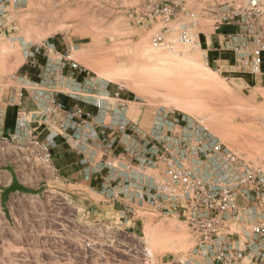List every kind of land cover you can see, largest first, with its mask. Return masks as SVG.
<instances>
[{"label":"rangeland","instance_id":"rangeland-1","mask_svg":"<svg viewBox=\"0 0 264 264\" xmlns=\"http://www.w3.org/2000/svg\"><path fill=\"white\" fill-rule=\"evenodd\" d=\"M147 1L28 0L22 9L0 16V104L37 93L30 99L35 113L23 117L25 131L0 137V264H192L189 231L178 219L145 214L142 223H123L98 193L100 186L92 191L86 183L79 188L64 180L55 156L73 136L72 143L91 149H85L87 156L97 152L93 161L98 163L93 168L84 163L79 170L112 184L113 177L152 174L149 161L156 151L184 132L210 133L248 161L264 162V78L221 71L197 45L202 33L214 32L206 12L210 4L239 6L249 0H159L180 8L177 17L169 22L153 17L144 24L137 10ZM184 30L189 43L181 41ZM36 48L53 52L27 58L25 52ZM150 55L172 61L169 72L156 70ZM208 67L217 74L210 80L203 77ZM117 73H128L132 84L105 81ZM117 92L131 97L129 112L93 106V99L112 101L109 95ZM56 99L66 112L56 107ZM76 108L91 114L83 130L77 128L85 117L75 114ZM120 120L133 127L112 149L116 155L135 153L121 159L129 169L117 170L106 143L109 128ZM29 123L46 133L34 138ZM61 125L69 137L53 138ZM47 132L46 149L41 143L47 142ZM68 153L72 161L78 157ZM202 171L210 174L208 168ZM131 184L137 190L143 183Z\"/></svg>","mask_w":264,"mask_h":264},{"label":"built area","instance_id":"built-area-1","mask_svg":"<svg viewBox=\"0 0 264 264\" xmlns=\"http://www.w3.org/2000/svg\"><path fill=\"white\" fill-rule=\"evenodd\" d=\"M27 3L28 0H0V16L10 8L22 9ZM140 6L137 12L141 19H145L144 24L153 17H162L169 22L177 17L180 9L159 0H149ZM206 12L215 22V31L224 26L236 28L233 34L227 36L225 50L235 54L241 73L260 74L264 54V0H249L239 6L214 3L208 6ZM181 41L190 42L187 30L182 31ZM197 45L200 46V43ZM51 48L54 49L53 46ZM51 52V49L42 51L36 48L26 51L25 55L27 58L38 57ZM68 65L77 68L75 63H64V68ZM93 102L99 111L110 109L109 101L95 98ZM56 107L60 111L67 110L60 102ZM75 114L85 117L77 128L83 130L88 125L86 118H91V114L82 109H77ZM132 127L129 121L120 120L109 128L111 133L107 135L110 142L106 143V152H109L113 169L131 167L130 164L124 165L121 159L132 156L135 151L128 149L127 155H116L112 148L120 135ZM66 132L65 125H61L59 132L54 131L51 136L54 134V138L60 134L68 138ZM105 133L106 130L102 131V134ZM74 139L73 136L71 141ZM75 144L79 145L77 151L82 152V164L90 163L89 160L97 155V152L90 151L87 156L85 149H91ZM48 147L49 144L46 149ZM156 153L155 158L149 161V169L153 173L144 174L142 179L129 178L128 174V178H111L115 182L112 184L108 183L110 178L101 176L102 185L98 193L119 213L120 220L126 224L142 223L145 214L178 219L189 231L193 248L187 261L192 264H264V162L248 161L207 132L199 136L184 132L179 139L170 137ZM202 167L208 168L210 174H205ZM91 176L93 174L86 175V180H90ZM134 180L143 183L141 189L131 188ZM91 234L98 236L95 230ZM14 258L20 262L17 255Z\"/></svg>","mask_w":264,"mask_h":264},{"label":"crops","instance_id":"crops-1","mask_svg":"<svg viewBox=\"0 0 264 264\" xmlns=\"http://www.w3.org/2000/svg\"><path fill=\"white\" fill-rule=\"evenodd\" d=\"M236 31L235 27L231 26H224L221 28L220 31H215L210 34L202 33L199 36V43L202 51L205 52L206 55V60L208 63H212L214 66H216L218 69L222 70H233L234 72L241 73V71L238 68L237 62H236V56L232 51L225 50V44L227 43V36L230 34H233ZM70 66V65H68ZM249 76H252L254 78H264V54H263V65L261 67V72L260 74L257 75H252L250 73H245ZM25 76L29 78V74L27 71L25 72ZM242 80V79H241ZM35 84L34 82H30ZM32 90V89H31ZM26 94V93H25ZM28 95L25 97H17L14 101V103H8L5 106L0 104V137H5V136H11V135H21L22 132L25 131L24 127V120L23 117L26 114H34V108L35 105L31 102V98L33 99V96H36V91L35 89L28 92ZM118 97L116 98V96ZM109 99L112 101V107L110 108L113 111H119V109L122 108L123 106V111L129 112L130 104L133 103L131 100L130 96L127 95H120V93H113L112 96H109ZM57 103H59V100L56 99ZM1 102V101H0ZM56 103V104H57ZM76 107L79 106L77 103L75 105ZM35 126V125H33ZM29 123V134H34V138L38 139L40 136L45 134L46 132L42 130L41 132H36L37 127H33ZM45 132V133H44ZM48 133V132H47ZM37 136H36V135ZM47 142H42L41 144L43 146H46L49 142L50 135L48 133L47 136ZM40 144V143H39ZM71 144V145H70ZM64 145L66 148H61L62 154L60 156H55L57 159V163L60 164L59 171L61 174L65 175L64 179H67L68 181H73L75 184H78L77 186L84 187V183H86V189L89 188L92 191L94 189L98 188V186L101 187L102 181H101V176L95 174L91 176L90 180H86L84 173H82V170H79V167L82 166V159L83 156L81 151H77L79 149V145H76L75 143H72L70 140H66L64 142ZM70 146L71 149L67 148ZM69 150L74 151L76 156L74 157L75 161H72V159H69ZM91 164V168L95 166L98 161H93L89 160ZM93 170V169H92ZM121 234V232H119ZM80 264V262H79Z\"/></svg>","mask_w":264,"mask_h":264},{"label":"bare ground","instance_id":"bare-ground-1","mask_svg":"<svg viewBox=\"0 0 264 264\" xmlns=\"http://www.w3.org/2000/svg\"><path fill=\"white\" fill-rule=\"evenodd\" d=\"M201 49V48H200ZM202 51V50H201ZM202 53L204 54V58H206V55H205V52L204 51H202ZM153 59H155V68H156V70L158 69V71H160L161 73H166V72H169V66L170 65H172V61H165L164 60V57H163V59L162 58H160V57H158V56H155V57H153V56H149V60H153ZM206 62V61H205ZM153 63V62H152ZM187 64V63H186ZM87 66V65H86ZM207 71H208V73H207V75H205V76H203L205 79H213V78H215L216 77V72L215 71H213L210 67H208L207 68ZM123 72V71H122ZM121 72V73H122ZM107 76V75H106ZM131 76V75H130ZM105 81H109V82H114V83H116V82H119V81H121V82H123L124 84H127V83H131L132 84V82H131V80H130V78H129V75H128V73L126 74H113V75H110V76H108L107 77V79H105ZM119 84V83H118ZM182 107V106H181ZM180 108V107H179ZM181 109V108H180ZM182 110H183V108H182Z\"/></svg>","mask_w":264,"mask_h":264},{"label":"trees","instance_id":"trees-1","mask_svg":"<svg viewBox=\"0 0 264 264\" xmlns=\"http://www.w3.org/2000/svg\"><path fill=\"white\" fill-rule=\"evenodd\" d=\"M65 108H66V106H65Z\"/></svg>","mask_w":264,"mask_h":264}]
</instances>
